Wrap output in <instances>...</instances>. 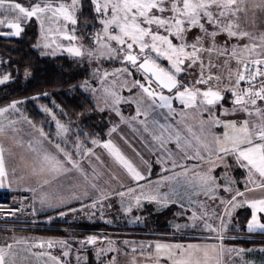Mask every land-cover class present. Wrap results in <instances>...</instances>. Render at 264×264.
I'll list each match as a JSON object with an SVG mask.
<instances>
[{"label":"snow or ice","instance_id":"obj_1","mask_svg":"<svg viewBox=\"0 0 264 264\" xmlns=\"http://www.w3.org/2000/svg\"><path fill=\"white\" fill-rule=\"evenodd\" d=\"M0 190V264H264V0H0Z\"/></svg>","mask_w":264,"mask_h":264},{"label":"built area","instance_id":"obj_2","mask_svg":"<svg viewBox=\"0 0 264 264\" xmlns=\"http://www.w3.org/2000/svg\"><path fill=\"white\" fill-rule=\"evenodd\" d=\"M8 200H9V198L8 197H6V196H4V197H0V203H3V204H8Z\"/></svg>","mask_w":264,"mask_h":264},{"label":"trees","instance_id":"obj_3","mask_svg":"<svg viewBox=\"0 0 264 264\" xmlns=\"http://www.w3.org/2000/svg\"><path fill=\"white\" fill-rule=\"evenodd\" d=\"M65 102H66V103H71V101L68 100L67 98H65ZM137 231H139V229H137ZM246 246H247V245H246Z\"/></svg>","mask_w":264,"mask_h":264},{"label":"crops","instance_id":"obj_4","mask_svg":"<svg viewBox=\"0 0 264 264\" xmlns=\"http://www.w3.org/2000/svg\"><path fill=\"white\" fill-rule=\"evenodd\" d=\"M0 191H2V190H0ZM0 195H1V194H0ZM4 196L9 197V195H8L7 193L3 194V195L0 196V197H4Z\"/></svg>","mask_w":264,"mask_h":264},{"label":"rangeland","instance_id":"obj_5","mask_svg":"<svg viewBox=\"0 0 264 264\" xmlns=\"http://www.w3.org/2000/svg\"><path fill=\"white\" fill-rule=\"evenodd\" d=\"M6 192H4V191H0V196H2L3 194H5ZM8 194V193H7ZM9 195V194H8Z\"/></svg>","mask_w":264,"mask_h":264}]
</instances>
